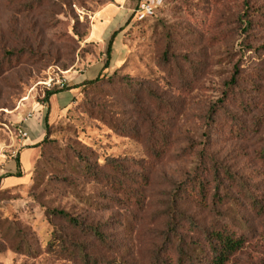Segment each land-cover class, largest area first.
<instances>
[{
    "label": "rangeland",
    "instance_id": "1",
    "mask_svg": "<svg viewBox=\"0 0 264 264\" xmlns=\"http://www.w3.org/2000/svg\"><path fill=\"white\" fill-rule=\"evenodd\" d=\"M143 2L157 9L138 23ZM115 31L100 74L126 79L136 101L81 89L52 125L57 147L21 183L0 188V264H72L48 244L87 239L54 211L105 226L119 252L144 264L176 184L202 178L211 189L226 170L264 205V0H0V157L18 122L44 104L45 84L57 90L56 80L104 66ZM84 97L93 107L80 114ZM126 123L132 133L113 130ZM67 151L123 159L129 186L115 194L73 172L59 157ZM233 192L219 224L245 247L229 264H264V215ZM183 209L197 225L215 218L203 205Z\"/></svg>",
    "mask_w": 264,
    "mask_h": 264
},
{
    "label": "trees",
    "instance_id": "2",
    "mask_svg": "<svg viewBox=\"0 0 264 264\" xmlns=\"http://www.w3.org/2000/svg\"><path fill=\"white\" fill-rule=\"evenodd\" d=\"M156 9L157 7H154L152 17H154ZM152 17L142 21L136 20V22L141 23ZM116 33L117 31L113 32L106 43L104 70L107 69V62ZM7 54L5 52V55ZM11 57L12 55L8 54L5 59L9 60ZM163 63L169 65L171 60L164 58ZM1 71H4V66L0 63V74ZM233 80L234 78L231 79V82ZM81 87L83 95L87 91L110 87L111 90H114L115 93L130 102H135L137 97L134 94V89L128 85V81L116 74L108 78L100 74L94 79L84 82ZM65 90H67L66 87L60 90L54 88L46 90L43 102L45 103L55 93ZM79 107V113L84 114L89 108L92 109L93 106L84 97ZM113 130L120 134L132 133L134 126L132 123H126L122 124L121 128L114 127ZM51 131L52 125H46L45 136L37 146L39 151L33 163L32 171L35 170L46 148L55 149L57 147V142L51 139ZM155 154L158 158L161 157L158 152H155ZM59 157L63 159L64 164H70L73 172L81 174L91 182L108 188L112 193L119 194L129 186L130 176L125 173L126 164L123 159H112L110 157L101 159L100 155L70 154L68 151ZM19 175L17 174V176ZM222 175L221 179L216 176L212 179L213 187L211 189L209 181H204L202 178L197 181L192 178L189 185L184 188L180 187L181 183L176 184L174 191L168 198L167 208L163 217L160 219L161 230L157 232L156 239H154L156 244L150 246L151 250L144 264H229L244 249L245 240L243 237L237 236L229 227L219 224V219L222 216L219 214V209L225 205L231 206L235 203L236 198L233 190L248 200L252 208L261 216L264 215L263 201L253 195L250 189L240 183H236L234 176L228 170L224 171ZM211 191L213 192L211 193ZM189 203L209 207L215 218H212L208 225H197L190 216L185 215L186 212L183 209V205H188ZM52 213L55 217L70 224L78 232L83 233L87 239V242L75 243L69 239L55 237L47 246L54 257L66 259L72 264H137L129 256L123 255L122 251L119 252L117 240L110 233V229L105 228V226L101 224L84 226V220L70 218L63 211H54ZM185 226L189 227L190 236L183 233ZM25 251L29 254L31 253L29 247H25Z\"/></svg>",
    "mask_w": 264,
    "mask_h": 264
},
{
    "label": "crops",
    "instance_id": "3",
    "mask_svg": "<svg viewBox=\"0 0 264 264\" xmlns=\"http://www.w3.org/2000/svg\"><path fill=\"white\" fill-rule=\"evenodd\" d=\"M102 68V64H95L81 75L66 77L67 90L55 93L44 104L36 105L31 113L32 117L20 125L27 135L26 139L11 141L7 154L0 157V188L12 187L22 182L37 158V146L45 136L46 125H53L64 117L79 96L81 85L97 77ZM89 71L90 77L87 76Z\"/></svg>",
    "mask_w": 264,
    "mask_h": 264
},
{
    "label": "built area",
    "instance_id": "4",
    "mask_svg": "<svg viewBox=\"0 0 264 264\" xmlns=\"http://www.w3.org/2000/svg\"><path fill=\"white\" fill-rule=\"evenodd\" d=\"M155 4L154 3H150V2H143L141 3L136 12H135V19L137 21H142L146 18H150L153 16V9H154V6ZM56 87L60 90V89H63L64 87H66V80L65 79H59V80H56V83H55ZM45 86L47 87V89L49 90V88L51 87V84L50 82L46 83ZM32 117V114H27L20 122L19 124L17 125V127L15 128V131H14V136H15V139L17 141H20V140H24L26 139V133L24 132V130L21 128V124L22 123H25L26 121H28L30 118ZM17 151V150H16Z\"/></svg>",
    "mask_w": 264,
    "mask_h": 264
}]
</instances>
